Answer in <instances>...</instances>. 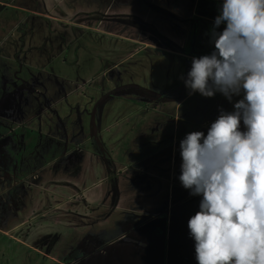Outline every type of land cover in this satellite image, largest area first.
Segmentation results:
<instances>
[{"label": "rangeland", "instance_id": "rangeland-1", "mask_svg": "<svg viewBox=\"0 0 264 264\" xmlns=\"http://www.w3.org/2000/svg\"><path fill=\"white\" fill-rule=\"evenodd\" d=\"M221 6L0 0V264H67L69 253L68 264H78L83 252L100 264H122L124 257L198 264L188 220L202 195L179 180L180 141L192 131L206 135L243 92L231 100L219 91L205 97L190 94L184 81L192 58L215 50L213 19ZM33 87L72 90L53 99ZM31 104L37 111L26 122L20 113L30 114ZM74 113L78 122L95 118V128L82 120L78 126ZM83 132L89 137L79 159L71 147L70 157L50 160L49 134H67L78 146Z\"/></svg>", "mask_w": 264, "mask_h": 264}, {"label": "clouds", "instance_id": "clouds-1", "mask_svg": "<svg viewBox=\"0 0 264 264\" xmlns=\"http://www.w3.org/2000/svg\"><path fill=\"white\" fill-rule=\"evenodd\" d=\"M212 38L215 50L192 58L185 86L243 98L206 135L180 141L179 180L202 195L188 229L198 264H264V0H222Z\"/></svg>", "mask_w": 264, "mask_h": 264}, {"label": "crops", "instance_id": "crops-1", "mask_svg": "<svg viewBox=\"0 0 264 264\" xmlns=\"http://www.w3.org/2000/svg\"><path fill=\"white\" fill-rule=\"evenodd\" d=\"M220 1H222V0H220ZM206 12V10H204L203 12H201V11H199V12H197V10H194V12H191V14L192 15H196V16H200L202 19L204 18V17H207V12ZM212 19H213V16H212ZM214 20V19H213ZM2 56V55H1ZM42 83H43V81L42 82H38V85H36V87H38V86H41L42 87ZM23 84V92H27V94H30V91L29 90H27L26 88H27V86H25L24 85V83H22ZM44 84H45V82H44ZM16 86L17 85H14V87L16 88ZM36 87H33V89H32V91L31 92H33V90H34V92L37 94V95H44L45 96V98L49 95V93H51L52 94V98L54 99V98H56V97H58L59 95H66V94H69L70 92V90H72V88H63V90L64 91H62V88H55V87H52V89L51 90H46L45 89V91L44 92H42V90L40 89V90H38V89H36ZM25 88V89H24ZM44 88H45V85H44ZM18 89V88H17ZM33 95H35V94H33ZM183 95H186V94H183ZM67 101V99L63 102V103H65ZM32 102H34V98H33V100L31 99V102L30 103H32ZM25 103H27V102H25ZM38 103V102H37ZM51 104V103H50ZM31 105H33L34 106V108H32V106H31V108H29V109H31V111H30V114H28V113H26V112H23L24 114L22 115V113H20V116H21V118H23L24 117V119L26 120V122L29 120V118L37 111V106H36V104L34 105V104H31ZM66 106H68V104L66 103L65 104ZM45 107H47V104H45ZM52 107V105L51 106H49V107H47V109H49V108H51ZM93 109H95V106H93ZM33 111V112H32ZM56 112V111H55ZM32 113V114H31ZM57 113V112H56ZM58 114V113H57ZM17 115H18V113H17ZM60 115V114H59ZM19 116V117H20ZM61 116V115H60ZM73 116H74V118H75V120H77V123H78V126L80 125L81 127H83L81 124H80V122H82L83 120H82V118L80 119V120H82V121H80L79 120V122H78V117H77V114L76 113H74L73 114ZM91 116H93V112L91 113ZM58 120V122L61 120L60 118H58L57 119ZM65 121V119H62L61 120V122H59L60 124H63V122ZM88 120H90V121H88ZM101 120V119H100ZM47 122H49V121H45V123H47ZM84 124L83 125H85V124H88V123H91V128H95V123L97 122V120H96V122H95V118H94V120H93V118H91V119H85L84 121ZM100 123H101V121H99ZM41 123L42 122H40V124L39 125H41ZM36 124V123H35ZM26 126H28L27 125V123H26ZM87 126V125H86ZM85 126V127H86ZM67 135V134H66ZM65 134H64V136H60V137H56V136H53L52 134H49V137L52 139L51 140V144L49 143L48 145H46V147H47V153H49L50 152V150L49 149H51V154H50V156H51V158H50V160H52V159H54V158H56V157H58V155H63V157H62V159L64 160L65 158H68V157H70L71 156V152H72V154H74V151L73 150H71L70 148L71 147H77L76 148V150H77V152H78V155H75L74 154V156L75 157H77L78 159H79V157H80V152H81V150L83 149V146H81L80 145V143L83 141V140H85L86 138H88L89 136H88V134H87V132H83L80 136H82L81 137V139H80V142L79 143H77L79 140H77V141H74V142H76L77 144H78V146H75L71 141H70V138L68 137V136H66ZM27 136V135H26ZM71 143V144H70ZM75 150V149H74ZM5 157V156H4ZM63 160H62V162H63ZM2 164H5V161L3 160L2 162H1ZM62 165H64L63 163H62ZM18 166H19V163H18ZM63 170V169H62ZM82 179V177H80L79 178V181ZM62 183H63V181H62ZM62 186L64 185V183L63 184H61ZM45 186H48L47 184L45 185ZM4 188V187H3ZM6 188V187H5ZM110 189L112 190V188L110 187ZM85 190V189H84ZM117 190H119V186H118V184L117 185H115V187H114V191H117ZM85 235V237H87L88 235L85 233L84 234ZM86 250V249H85ZM85 253H88V252H84V254ZM124 257V256H123ZM124 259H126L125 260V263H124ZM96 260V262L98 263V264H100V261H99V259H96V258H93V257H86L85 259H84V261L87 263L88 261H95ZM84 261H82V262H84ZM82 262H79V263H82ZM129 262V263H128ZM96 263V264H97ZM126 264V263H128V264H134V260H132V259H127V257H124L123 258V262H122V264ZM90 264V263H89Z\"/></svg>", "mask_w": 264, "mask_h": 264}, {"label": "flooded vegetation", "instance_id": "flooded-vegetation-1", "mask_svg": "<svg viewBox=\"0 0 264 264\" xmlns=\"http://www.w3.org/2000/svg\"><path fill=\"white\" fill-rule=\"evenodd\" d=\"M70 254V253H69ZM68 254V256H64V257H67V258H63V256H62V258L66 261V263L68 264V263H70V261L72 260L71 258H70V255ZM84 255V252L82 253V254H80L79 256H77V258L75 259V261L78 263V264H96L97 262H96V260L95 261H88L87 263L84 261V259L86 258V256H84V257H82ZM82 257V258H81ZM51 258H53V256H51ZM74 261V262H75ZM82 261H84V262H82ZM79 262H82V263H79ZM98 264V263H97Z\"/></svg>", "mask_w": 264, "mask_h": 264}]
</instances>
